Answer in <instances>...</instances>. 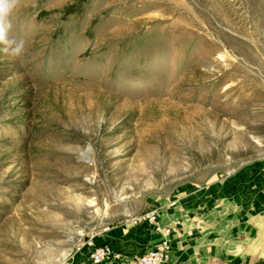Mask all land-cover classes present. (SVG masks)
<instances>
[{"label":"rangeland","instance_id":"obj_1","mask_svg":"<svg viewBox=\"0 0 264 264\" xmlns=\"http://www.w3.org/2000/svg\"><path fill=\"white\" fill-rule=\"evenodd\" d=\"M152 209L264 264V0H0V264Z\"/></svg>","mask_w":264,"mask_h":264},{"label":"crops","instance_id":"obj_2","mask_svg":"<svg viewBox=\"0 0 264 264\" xmlns=\"http://www.w3.org/2000/svg\"><path fill=\"white\" fill-rule=\"evenodd\" d=\"M160 225L170 228L164 223ZM250 227V230H247L246 233L244 230V233L238 236L234 235L230 238L226 236L227 240L233 239L235 243L239 244L234 247V253H239L234 256L236 258L244 257V249L240 245L242 236H253V242H255L256 236V242H260L259 233L255 231V226ZM224 238H221L218 242L213 237L183 236L180 241H177L173 238L170 229L169 240L172 261L175 264H214V261H216V264H220L221 259L229 258V247L225 244L227 240H224ZM159 239L160 234L154 229V224L148 221L135 225L122 224L109 227L107 232L101 233L99 239L94 242L96 245L106 244L109 246L111 252L107 258L95 263L88 256V247H84L73 253L66 264H136L137 257L143 251L152 247ZM219 243L220 245H218Z\"/></svg>","mask_w":264,"mask_h":264},{"label":"built area","instance_id":"obj_3","mask_svg":"<svg viewBox=\"0 0 264 264\" xmlns=\"http://www.w3.org/2000/svg\"><path fill=\"white\" fill-rule=\"evenodd\" d=\"M138 220H145L154 224V229L160 234V239L150 248L143 251L136 259V264H175L171 257L169 234L170 229L161 226L157 222L155 209L143 213ZM88 256L91 261L97 263L108 257L111 250L106 244L96 245L88 242Z\"/></svg>","mask_w":264,"mask_h":264}]
</instances>
